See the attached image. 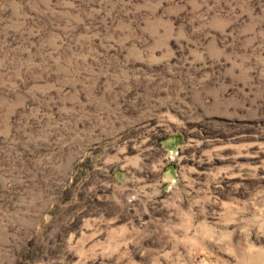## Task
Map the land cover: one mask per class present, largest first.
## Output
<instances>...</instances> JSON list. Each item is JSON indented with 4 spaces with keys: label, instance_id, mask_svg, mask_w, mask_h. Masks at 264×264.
<instances>
[{
    "label": "rangeland",
    "instance_id": "obj_1",
    "mask_svg": "<svg viewBox=\"0 0 264 264\" xmlns=\"http://www.w3.org/2000/svg\"><path fill=\"white\" fill-rule=\"evenodd\" d=\"M0 264H264V0H0Z\"/></svg>",
    "mask_w": 264,
    "mask_h": 264
}]
</instances>
